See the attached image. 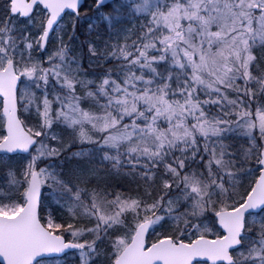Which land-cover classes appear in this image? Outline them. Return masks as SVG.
Masks as SVG:
<instances>
[{"label": "snow or ice", "instance_id": "obj_1", "mask_svg": "<svg viewBox=\"0 0 264 264\" xmlns=\"http://www.w3.org/2000/svg\"><path fill=\"white\" fill-rule=\"evenodd\" d=\"M0 264H264V0H0Z\"/></svg>", "mask_w": 264, "mask_h": 264}]
</instances>
